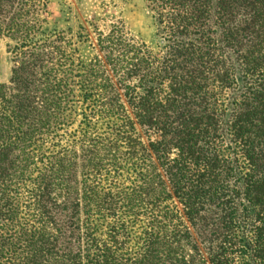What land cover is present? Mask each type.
I'll return each instance as SVG.
<instances>
[{
    "label": "trees",
    "instance_id": "obj_1",
    "mask_svg": "<svg viewBox=\"0 0 264 264\" xmlns=\"http://www.w3.org/2000/svg\"><path fill=\"white\" fill-rule=\"evenodd\" d=\"M37 3L0 0L16 54L46 46ZM146 3L158 52L70 106L44 51L0 85V264H264V0Z\"/></svg>",
    "mask_w": 264,
    "mask_h": 264
},
{
    "label": "rangeland",
    "instance_id": "obj_2",
    "mask_svg": "<svg viewBox=\"0 0 264 264\" xmlns=\"http://www.w3.org/2000/svg\"><path fill=\"white\" fill-rule=\"evenodd\" d=\"M31 13L30 19L36 21L32 25V36L44 38L41 43L46 46L33 45L23 51H27L25 54H16L15 46L20 40L1 39L0 85L10 83L13 70L19 68L25 58L39 59V53L44 51L47 59L63 64L56 67L60 81L49 82L42 88L48 89L47 102L60 104L62 109L75 99L80 74L111 76L116 71L120 76L125 72V69L119 70L121 65L114 70L108 63V57L128 59L125 44H145L158 52L157 28L146 0H48L45 8L37 3ZM184 224L189 227L185 219ZM183 246L185 253L192 256L188 245Z\"/></svg>",
    "mask_w": 264,
    "mask_h": 264
}]
</instances>
